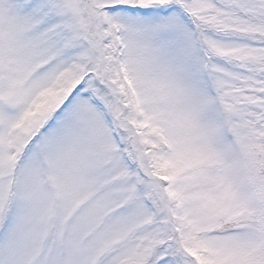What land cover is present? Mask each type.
I'll list each match as a JSON object with an SVG mask.
<instances>
[{"label": "snow or ice", "instance_id": "obj_1", "mask_svg": "<svg viewBox=\"0 0 264 264\" xmlns=\"http://www.w3.org/2000/svg\"><path fill=\"white\" fill-rule=\"evenodd\" d=\"M0 264H264V0H0Z\"/></svg>", "mask_w": 264, "mask_h": 264}]
</instances>
